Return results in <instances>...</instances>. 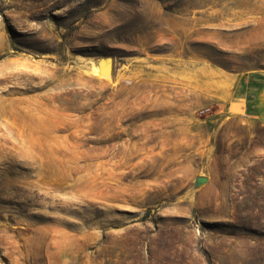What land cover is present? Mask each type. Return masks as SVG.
I'll list each match as a JSON object with an SVG mask.
<instances>
[{"label":"rangeland","instance_id":"obj_1","mask_svg":"<svg viewBox=\"0 0 264 264\" xmlns=\"http://www.w3.org/2000/svg\"><path fill=\"white\" fill-rule=\"evenodd\" d=\"M251 70L264 0H0V264H264Z\"/></svg>","mask_w":264,"mask_h":264},{"label":"crops","instance_id":"obj_2","mask_svg":"<svg viewBox=\"0 0 264 264\" xmlns=\"http://www.w3.org/2000/svg\"><path fill=\"white\" fill-rule=\"evenodd\" d=\"M214 94L233 115L252 117L264 124V70L224 74L213 80Z\"/></svg>","mask_w":264,"mask_h":264},{"label":"water","instance_id":"obj_3","mask_svg":"<svg viewBox=\"0 0 264 264\" xmlns=\"http://www.w3.org/2000/svg\"><path fill=\"white\" fill-rule=\"evenodd\" d=\"M97 67L99 69L100 75H109L111 74L112 70V60L109 57L106 58H100L97 62ZM207 181V178L205 177H198L196 178V185L203 184Z\"/></svg>","mask_w":264,"mask_h":264},{"label":"bare ground","instance_id":"obj_4","mask_svg":"<svg viewBox=\"0 0 264 264\" xmlns=\"http://www.w3.org/2000/svg\"><path fill=\"white\" fill-rule=\"evenodd\" d=\"M97 71L99 72V70H97ZM102 76H104V77L108 78V75H102Z\"/></svg>","mask_w":264,"mask_h":264}]
</instances>
